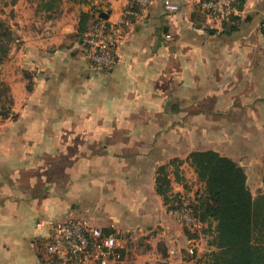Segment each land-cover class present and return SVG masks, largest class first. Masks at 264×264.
Masks as SVG:
<instances>
[{"label":"crops","instance_id":"1","mask_svg":"<svg viewBox=\"0 0 264 264\" xmlns=\"http://www.w3.org/2000/svg\"><path fill=\"white\" fill-rule=\"evenodd\" d=\"M170 1L137 6L107 69L82 52L80 14L84 31L100 10L113 25L133 0H13L8 21L0 8L14 34L0 62V264H41L49 224L70 218L176 244L156 169L192 150L264 188V0L235 4L233 31L200 0Z\"/></svg>","mask_w":264,"mask_h":264},{"label":"trees","instance_id":"2","mask_svg":"<svg viewBox=\"0 0 264 264\" xmlns=\"http://www.w3.org/2000/svg\"><path fill=\"white\" fill-rule=\"evenodd\" d=\"M235 1L238 8L244 2ZM88 17L89 11L81 12L78 26L80 34L85 32ZM238 18L233 14L228 20L235 21ZM228 20L224 22L228 25V31L235 30L237 24L229 23ZM261 31L264 32V21ZM13 39L12 29L0 25V62L5 58ZM0 114L5 113L0 110ZM187 160L193 166L197 179L203 183L195 203L194 200L192 203L193 214L200 221L213 223L209 240L213 248L207 253L205 264H264V188L253 195L247 185L244 168L215 149L192 150ZM262 182L264 187V169ZM169 183L170 178L161 164L156 169L155 190L170 209L179 196L169 194Z\"/></svg>","mask_w":264,"mask_h":264},{"label":"built area","instance_id":"3","mask_svg":"<svg viewBox=\"0 0 264 264\" xmlns=\"http://www.w3.org/2000/svg\"><path fill=\"white\" fill-rule=\"evenodd\" d=\"M149 0H133L113 25L99 18L82 35V52L91 63L100 68H110L116 61V50L122 29L138 16L137 6L144 7ZM200 8L219 20H228L235 11L234 0H200ZM166 9L176 11L179 4L164 0ZM171 212L186 223L197 220L193 214L192 200L179 197L173 202ZM124 252L116 232L88 224L78 219L55 221L49 224L48 239L41 251V264H114Z\"/></svg>","mask_w":264,"mask_h":264},{"label":"rangeland","instance_id":"4","mask_svg":"<svg viewBox=\"0 0 264 264\" xmlns=\"http://www.w3.org/2000/svg\"><path fill=\"white\" fill-rule=\"evenodd\" d=\"M12 1L0 0V8L3 9L6 20L12 15L9 7ZM55 1L48 0V3ZM204 146L206 145L203 142L196 141L195 143V147ZM162 164L170 178L169 194L171 196L174 194V197H189L192 203L193 200L195 203L203 183L197 179V176L194 177L193 166L190 163L186 164L184 159H175V157L166 158ZM195 217L197 220L186 223L184 219L178 220L175 216L177 219L174 218L175 222H179L183 229L182 237L175 240L177 245L169 239V241H163L164 238L161 236L160 240L153 241L149 233L146 232L141 235L122 230L119 233L115 231L124 250L128 249L127 252H123L117 264H205L207 253L213 248L209 243L213 223L209 224L207 221H200L197 216Z\"/></svg>","mask_w":264,"mask_h":264},{"label":"water","instance_id":"5","mask_svg":"<svg viewBox=\"0 0 264 264\" xmlns=\"http://www.w3.org/2000/svg\"><path fill=\"white\" fill-rule=\"evenodd\" d=\"M99 15H100L102 18H104V19L107 18V13H106L105 11L100 10V11H99ZM106 23L108 24V22H106Z\"/></svg>","mask_w":264,"mask_h":264}]
</instances>
